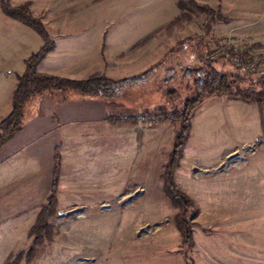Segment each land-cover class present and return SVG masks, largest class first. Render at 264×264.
<instances>
[{
    "label": "rangeland",
    "instance_id": "374dc122",
    "mask_svg": "<svg viewBox=\"0 0 264 264\" xmlns=\"http://www.w3.org/2000/svg\"><path fill=\"white\" fill-rule=\"evenodd\" d=\"M11 1L18 4L26 0ZM31 1L53 39L67 30L54 29V23H97V27L85 29L93 32L100 30L104 22L108 61L106 67L100 68L117 78L132 75L136 67L129 62L127 68H121L115 61L110 62L116 59V50L169 21L176 5V0ZM200 1L220 4L225 19L206 33L203 25L207 15L195 17L171 35L153 39L139 51L138 62L153 66L172 49L177 53L182 39L199 35L198 45L206 44L211 53L221 47L239 49L251 56L258 69L264 68V0ZM122 21L130 26L120 27ZM5 33L26 40L9 63L18 59L23 63V55L44 44L36 30L7 16L0 5V53L12 48V41L2 37ZM80 42L93 43L78 37L71 40ZM64 53L56 56L52 66L63 68L73 62L63 57ZM131 53L119 54L116 60L124 64L122 59ZM218 65L223 70H233L231 61L219 60ZM121 97L136 104L135 110L119 113L122 119L137 111L174 113L180 105L152 81L125 88ZM252 114L226 95L204 99L194 112L184 156L174 171L178 187L193 201L192 210L199 211L192 221L194 247L190 252L177 226L178 209L163 191L162 173L180 130V122L168 117L163 121H139L154 125L153 155L141 157L137 147L128 146L121 156L108 153L104 161L102 155L92 152L89 164L75 171L78 179L66 178L63 189L60 180L58 212L51 218L57 230L35 264H264V132L262 123ZM99 168L106 171L100 181ZM89 186L97 188L88 189ZM38 211L39 205H21L3 213L0 264L18 249L30 247L28 230ZM61 211L63 215H59Z\"/></svg>",
    "mask_w": 264,
    "mask_h": 264
},
{
    "label": "crops",
    "instance_id": "0c3cea01",
    "mask_svg": "<svg viewBox=\"0 0 264 264\" xmlns=\"http://www.w3.org/2000/svg\"><path fill=\"white\" fill-rule=\"evenodd\" d=\"M176 5L172 9L174 14L170 16L169 20L180 11ZM103 23L101 22L99 25L100 30L93 31L94 33L85 29L97 27V23L95 25L81 21L54 23L51 26L54 29L64 28L67 30L59 32L60 38L54 39L55 46L40 63L39 70L83 78L94 70H101V65L106 67L108 48L104 42V34L107 25ZM129 26V23L124 21L120 27ZM2 37H8L10 42L12 41L10 43L12 48L0 53V121L12 109V95L18 82V74L25 70V59L30 55L22 56L23 63H21V59L9 63L26 40L23 36L11 33H5ZM75 37L93 43H71ZM92 37H94V41L90 40ZM135 41L118 48L116 59L119 60L120 52ZM152 41L141 49L133 51L130 57L123 58L124 61L121 62H125L124 64L118 63L120 61L115 58L110 62L115 61L116 67L121 68H127V63L130 62L131 67H136V72H133L132 75L144 72L150 68L151 64L138 62L141 59L139 51L146 49ZM61 51L65 52L63 57L68 56L73 62L63 68L52 66L56 63V56ZM140 84H134L132 87ZM228 99L235 102L239 108L248 111L249 114L255 111L252 116L261 122L260 111L256 103L229 96ZM135 105L124 101L121 96L107 100L101 97L86 96L72 89L49 90L28 100L25 105L22 129L7 138L0 148V219H2L3 213L6 210L9 212L12 207L17 209V206L21 205L41 206L47 201L54 177L56 148L62 155L63 163L61 189H63V182L66 178L67 180L78 179L75 171H78V168L83 164H89L92 152L95 155H102L104 161L108 153L121 156L122 151L128 146L137 147L141 157H148L149 153L153 155L156 143L154 125L152 127L147 123L135 125L125 120L116 122L109 120L111 115L118 116L119 113L135 110ZM27 110H29L28 114ZM137 127L143 132L141 140L138 137ZM99 171L98 180L100 181L101 175L104 180L106 171H102L100 168ZM100 184L99 182L98 187ZM89 188L97 187L89 186ZM0 222H3V219ZM2 226L4 223L0 225V228Z\"/></svg>",
    "mask_w": 264,
    "mask_h": 264
},
{
    "label": "trees",
    "instance_id": "16d2710c",
    "mask_svg": "<svg viewBox=\"0 0 264 264\" xmlns=\"http://www.w3.org/2000/svg\"><path fill=\"white\" fill-rule=\"evenodd\" d=\"M176 4L180 10L178 14L148 31L131 44L126 52L121 51L120 55L124 56L127 52H133L164 34L171 35L176 29L184 27L186 23L203 14L208 17L203 25L206 33L211 32L218 21L225 19L220 4L214 6L200 0H177ZM0 5L7 16L32 27L44 40V44L25 59V70L18 74V82L12 95V109L0 121V148L7 138L22 129L26 102L45 91L72 89L86 96L109 100L121 96L125 88L134 84H146L151 81L158 83L159 90L169 99L174 102L180 101L175 116L171 118L180 122V130L176 134L173 148L165 163L162 178L164 195L178 209L177 226L186 250L190 252L194 247L192 221L199 211L192 210L193 201L178 187L174 171L182 158L191 131L194 112L204 98L211 95H227L254 102L259 108L264 132V68L258 69L255 65L253 70H249L245 66L236 67L233 64V70H223L219 67L218 61L231 60L224 57H212L206 44L198 45L200 38L196 35L185 37L181 40L177 53H174L175 49H172L153 66L136 75L115 78L104 74L101 70H94L83 78H75L42 72L38 67L55 46V40L43 18L35 14L31 0L18 4H13L11 0H0ZM228 50L233 54H243L246 59L252 60L249 54H244L245 51L234 48ZM183 89L186 92H183ZM166 119L167 117H164L161 121ZM109 120L112 122L125 120L135 125L139 124V120L135 117L122 119L119 115H111ZM138 137L140 140L143 137L140 128H138ZM62 172V155L56 148L51 192L47 201L39 206L36 219L28 230V237L31 239L30 247L27 250L18 249L14 254L9 255L3 264H21L24 260L26 264H35L41 257L46 242L54 239L57 227L52 224L51 218L58 212Z\"/></svg>",
    "mask_w": 264,
    "mask_h": 264
},
{
    "label": "built area",
    "instance_id": "2783aa9c",
    "mask_svg": "<svg viewBox=\"0 0 264 264\" xmlns=\"http://www.w3.org/2000/svg\"><path fill=\"white\" fill-rule=\"evenodd\" d=\"M212 57H224L225 59L231 60L232 63L236 67L245 66L249 70H253L255 68V63L252 60L246 59L243 54H233L228 49L225 48H217L211 53ZM124 116V115H122ZM174 113H162L161 111H137L133 115H129V117H135L140 122L141 121H160L164 117H174ZM128 116H124L127 118Z\"/></svg>",
    "mask_w": 264,
    "mask_h": 264
},
{
    "label": "water",
    "instance_id": "95a60500",
    "mask_svg": "<svg viewBox=\"0 0 264 264\" xmlns=\"http://www.w3.org/2000/svg\"><path fill=\"white\" fill-rule=\"evenodd\" d=\"M63 214H64V212H62V211H61V212H59V215H63Z\"/></svg>",
    "mask_w": 264,
    "mask_h": 264
}]
</instances>
